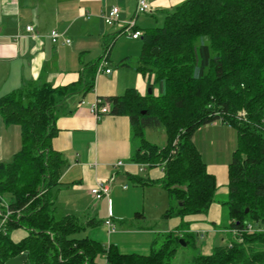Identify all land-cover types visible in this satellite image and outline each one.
Returning a JSON list of instances; mask_svg holds the SVG:
<instances>
[{
    "label": "trees",
    "instance_id": "obj_1",
    "mask_svg": "<svg viewBox=\"0 0 264 264\" xmlns=\"http://www.w3.org/2000/svg\"><path fill=\"white\" fill-rule=\"evenodd\" d=\"M141 37L140 70L151 93L129 89L102 100L110 103V113L130 118L139 141L132 161L162 167L160 184L170 199L164 216H178L181 224L158 234L148 255H138L76 237L85 226L75 216L55 218L51 189L63 163L51 144L56 120L68 97L93 89L100 59L77 83H28L0 99V113L20 126L22 136L14 159L0 164V217L11 211L0 231V264L23 252L26 264H103L102 258L107 264H173L181 238L199 249L184 218L207 214L218 200V186L194 136L217 121L237 133L227 198L220 200L227 210L228 238L211 254L198 252L190 264H264V0H185L166 14L162 26L143 30ZM111 46H104L106 61ZM159 126L167 135L164 147L144 136L146 128ZM16 227L28 232L18 242L9 235Z\"/></svg>",
    "mask_w": 264,
    "mask_h": 264
},
{
    "label": "crops",
    "instance_id": "obj_2",
    "mask_svg": "<svg viewBox=\"0 0 264 264\" xmlns=\"http://www.w3.org/2000/svg\"><path fill=\"white\" fill-rule=\"evenodd\" d=\"M148 1L153 6L150 13L166 16L185 0ZM114 6L120 8L119 23L109 26L102 15ZM135 7L136 0H0V99L28 83H49L53 87H59L79 82L83 74H88L90 65L103 59L105 44L112 42L106 64L111 73L97 71L93 89L68 97L56 120L58 133L52 138L51 144L62 155L63 163L60 166L59 180L51 189V197L55 218L70 215L77 217L85 226L83 231L88 232L84 237L99 241L105 246H115L122 254L144 255L124 250L119 245L118 239L114 238L118 231L114 219H118L122 226L116 233L117 236L128 232H151L154 240L150 250L158 234L175 231L182 219L178 216L167 219L164 216L170 205L169 195L160 184L164 171L160 165L149 166L132 161L131 157L139 144L133 137L128 115L109 113L96 118L90 113V105L97 99L121 96L129 89H135L144 96L151 89L148 76L140 70L143 41L141 51L136 56L129 52H124L118 58L112 56L119 41V35L115 36L119 33V25L123 26L133 16L131 14ZM136 23L141 32L149 29L141 28ZM27 26H32L34 30L27 31ZM52 30L63 34L58 43H54L49 36ZM63 38L70 40V43H65ZM130 38L135 41L141 36ZM92 51L94 54L91 55ZM96 54L98 56L94 57ZM224 124L213 122L208 124V129L217 135L224 132ZM211 143L213 144V140ZM195 144L200 150L199 144ZM21 146L20 126L7 123L0 113V164L12 161ZM118 161H122L123 165L117 166ZM230 162L207 165V170L216 177L218 197L220 194H228ZM142 172L147 176L142 177ZM98 180L111 182L109 196H104L99 201L91 193ZM129 180L140 187L131 190L126 183ZM154 188L164 189L167 193L168 204L162 214L166 220L165 225L158 229L143 225L146 215L138 210L139 204L134 208V217L136 218V213H141L142 216L138 219L142 221L134 230H124L132 216L119 210L118 203L125 198L122 193L131 192L127 196L134 197L138 196L136 191H141L144 197L146 190ZM7 204L6 201L2 202L5 207ZM220 205L221 202L217 200L210 206L207 214L188 215L184 218V221L189 222V231L197 234L199 250L203 254H211L216 246H220L228 238V232L219 224ZM108 219L113 225L106 224ZM0 221L1 231L6 222L3 223L2 216ZM27 233L25 229L16 227L9 235L14 242H18Z\"/></svg>",
    "mask_w": 264,
    "mask_h": 264
},
{
    "label": "rangeland",
    "instance_id": "obj_3",
    "mask_svg": "<svg viewBox=\"0 0 264 264\" xmlns=\"http://www.w3.org/2000/svg\"><path fill=\"white\" fill-rule=\"evenodd\" d=\"M133 13L131 15H133ZM164 18V14L145 13L138 16L137 22L141 28H155L158 26H162ZM118 40L119 41L118 43H116V46L112 52L113 57L118 58L124 52H129L132 56H136L140 53L143 41L142 37L134 41L130 38V35L128 33H120ZM92 54H94V51H92L91 55ZM97 56V54L94 55V57ZM157 91L158 90L156 88L155 93H157ZM239 114H241V116H245L246 112L244 110H241ZM224 126L226 127L224 129V132H219L217 133V135H214L215 132L213 134L212 130L208 129V125L200 127L195 133L194 142L199 144V148L201 151L198 148L197 149L200 154L202 152L201 156L206 165L210 166V164H214L215 162L225 163L232 160L233 152L236 149L237 145V133L236 130L229 124L225 123ZM144 136L150 144H154L159 147H164L167 144V135L163 126L146 128L144 131ZM211 140H213V144L211 143ZM135 142L139 144V141L137 139L135 140ZM141 176L146 177L147 174L145 172H142ZM126 183L129 185V188L131 190L135 189V187H140L136 182L132 180H129ZM42 193L43 191L40 192L41 195ZM136 193L138 196L132 197L127 196L131 195V192L124 191L122 194L125 195V198L123 197L122 202L118 203L120 205L119 210H121V212H125L127 215L132 216V218L129 220L130 223L127 226V229L124 230H134V228L139 225L138 223L142 221L141 219H136L134 217L136 211L134 208L139 204L140 209L138 210L143 211L146 215V219L143 225H150L153 226V228L157 229L162 228V226H164L166 222V220H164V218L162 217V214L164 213V210L168 204L166 191L159 188L150 189L149 191L146 190V194L144 195V197L141 195V191H136ZM132 194L135 195V193L133 192ZM5 197V201L8 202L9 195H5ZM111 198L113 200L114 196L112 195ZM226 198V195L221 194L219 195V197H216V199H218L219 201L226 200ZM220 208L221 218L219 224H221L220 226H222L223 228V226L228 225L229 220L227 219L226 207L220 205ZM59 210L61 213V209ZM57 213L59 214V211ZM115 218L117 217L115 216ZM114 224L118 228V231L116 232L118 233L122 229V226L119 223L118 219H114ZM87 233L88 232L82 230L75 236L78 238H83L85 235H87ZM116 233L114 234V238L118 239L119 245L122 246L124 250L130 251L132 253H143L144 255L150 253V248L154 240V235L151 232H128L124 235L120 234L118 236ZM224 243L225 241H222L220 245ZM140 247L142 248L140 249ZM198 252H201V250L192 245L182 246L174 257L173 264H190L193 258L198 254ZM102 263L107 264L105 258H102Z\"/></svg>",
    "mask_w": 264,
    "mask_h": 264
},
{
    "label": "built area",
    "instance_id": "obj_4",
    "mask_svg": "<svg viewBox=\"0 0 264 264\" xmlns=\"http://www.w3.org/2000/svg\"><path fill=\"white\" fill-rule=\"evenodd\" d=\"M153 10V6L149 3L148 0H136V7L133 13V16L125 21L124 25H119V34L120 33H128L133 38H139L141 36V31L137 29V18L141 14L150 13ZM119 15H120V8L118 6H114L108 13L102 15L105 23L109 26L117 25L119 23ZM27 31H33L34 28L32 26L26 27ZM50 38L54 43H58L60 38L63 37V34L57 30H52L49 34ZM65 43H70V40L63 38ZM107 61L106 57L103 56V59L100 62L98 67V72H103L106 74L111 73V69L106 67ZM111 112V105L108 102H105L102 99H97L94 103L90 105V113L95 116L96 118H101L102 116L109 114ZM117 166L123 165L122 161H118L116 163ZM111 189V182L110 181H102L98 180L95 186L91 189V193L94 198L99 201L104 196H109ZM7 206V205H6ZM11 211H7L4 222H6L7 216ZM111 216V214H110ZM107 225H113L111 220H106ZM249 229L252 230V227L249 226Z\"/></svg>",
    "mask_w": 264,
    "mask_h": 264
},
{
    "label": "water",
    "instance_id": "obj_5",
    "mask_svg": "<svg viewBox=\"0 0 264 264\" xmlns=\"http://www.w3.org/2000/svg\"><path fill=\"white\" fill-rule=\"evenodd\" d=\"M154 53L157 54L158 50L155 49ZM149 93H151V89H149ZM180 243L182 246H187V243L185 242L183 238L180 239ZM27 261H28V253L23 252L18 256L9 258L4 264H26Z\"/></svg>",
    "mask_w": 264,
    "mask_h": 264
}]
</instances>
